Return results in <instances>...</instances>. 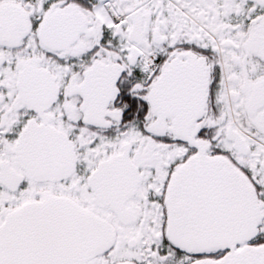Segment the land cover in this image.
<instances>
[{
  "label": "snow or ice",
  "instance_id": "1",
  "mask_svg": "<svg viewBox=\"0 0 264 264\" xmlns=\"http://www.w3.org/2000/svg\"><path fill=\"white\" fill-rule=\"evenodd\" d=\"M0 264H264V0H0Z\"/></svg>",
  "mask_w": 264,
  "mask_h": 264
}]
</instances>
